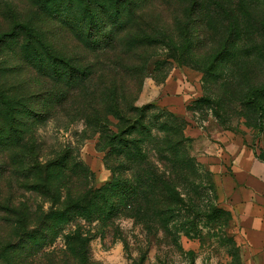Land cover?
Listing matches in <instances>:
<instances>
[{
    "label": "rangeland",
    "instance_id": "rangeland-1",
    "mask_svg": "<svg viewBox=\"0 0 264 264\" xmlns=\"http://www.w3.org/2000/svg\"><path fill=\"white\" fill-rule=\"evenodd\" d=\"M38 1L0 0V34L7 33L0 82L29 97L33 108L15 122L21 141L0 145L5 158L23 154L25 162L16 156L15 164L30 169L29 177L16 171L0 176V200L11 192L15 206L24 202L27 227L46 222L62 207L67 185L54 197L26 184L35 181L36 164L63 153L72 175L73 163L74 172L87 170L81 181L73 175L77 186L99 188L136 172L154 175L151 187L163 183L160 194L147 186L142 206L114 191L109 221L78 217L30 253L0 254V264H77L66 235L75 224L90 237V264H261L254 246L263 249L264 241L245 229L238 201L241 188L252 184L254 152H264V114L249 98V90L264 83V0H203L200 6L128 0L130 16L122 11L119 19L93 1L92 30L103 27L99 38L110 40L98 48L79 33L89 21L81 0L51 1L46 10ZM18 25L39 36L32 40L39 49L49 46L76 70L87 67V76L70 79L62 71L56 79L49 57L24 50V36H14ZM143 35L155 42L140 43ZM143 105L145 127L128 135L127 124L140 119L131 107ZM112 135L139 139L135 157L128 158ZM258 202L264 223V202ZM20 232L0 212V244L16 242Z\"/></svg>",
    "mask_w": 264,
    "mask_h": 264
},
{
    "label": "trees",
    "instance_id": "trees-1",
    "mask_svg": "<svg viewBox=\"0 0 264 264\" xmlns=\"http://www.w3.org/2000/svg\"><path fill=\"white\" fill-rule=\"evenodd\" d=\"M51 1H60V0H39V6L44 8V5L49 4ZM66 3H72L74 0H65ZM84 10L88 15V22L84 25L79 26V33L84 37V41L87 45H91L95 48L100 46H106L108 40H101L98 36L101 33L103 27H97L96 30L94 22L91 19L94 16L93 9H91L92 2H99L103 8V12H107L109 9H112L113 13L110 15L116 19L121 17V12L126 11L127 14L130 13L129 8L130 4L128 0H81ZM191 5L200 6L204 1L203 0H189ZM81 3V2H80ZM207 5V3H206ZM130 16V14H129ZM246 25L252 28V24L246 21ZM20 29L17 32L10 31L11 36L14 33V36L22 34L26 41L24 42V50L29 48L36 52L39 58L42 54H45L46 57H49L50 66L53 68V71L57 73L56 79L61 80V73L70 75V79L74 77H85L88 74V68L85 67L84 70H76L68 61L63 58L53 54L49 49V46L43 45L44 48L39 49L35 45V41H38L39 36L33 33L29 26L27 25H18ZM16 29V28H15ZM7 33L0 34V49L1 45L6 42L5 36ZM13 37V36H12ZM35 37V41L32 42ZM142 44H152L155 42L153 38L149 35L141 36L139 41ZM52 53V54H51ZM59 74V75H58ZM264 96V83L260 86H255L249 90V98L254 103L255 107L261 113V116L264 114V102L262 100ZM27 97V96H26ZM23 98L14 93V86H5L0 82V145H10L20 142L21 138L19 135H16L18 129L15 122L21 115L25 117H30L28 112L33 111V108L29 106L27 100L28 98ZM145 107L146 106H132L131 111L139 112L140 119H133L129 124H127V134L131 135L133 132H136L138 127L143 129L145 125L143 124V119L145 116ZM18 117V118H17ZM123 117V116H121ZM121 117H119L121 119ZM7 119V126L3 125L4 120ZM27 123V120L21 119V123ZM259 130L263 128V122L259 119L258 123ZM117 136L112 135L108 138L111 141L118 142L126 150H122L128 158L135 157V154L132 151L139 150V146L134 144L135 142H140L139 139L132 137L130 139L123 138L120 136L117 139ZM106 137V136H105ZM7 143V144H6ZM25 155V154H24ZM255 157L259 161L264 162V152H254ZM18 158L24 160L23 154H13L8 158L0 156V176L4 175L7 171H16L14 173L18 174V178L23 177L27 179L30 169L21 166L19 163L15 164V161ZM26 156V155H25ZM10 159L12 161L9 165ZM25 162V161H23ZM68 155L63 153L56 159L50 160L44 164H36V178L32 184H26V186L32 190L39 191L41 193H48L49 191L54 195L60 186L64 187L67 185V191L65 193L64 199L61 201L62 207L55 211L48 213V220L46 222H40L37 226L27 227L26 222L30 219V212L27 205L24 202H19L17 206L14 204V198L11 196V192L8 193L5 198L0 200V212H2V218L5 219L10 225L12 230H21L20 236L16 242H6L0 244V254L3 257H7L9 252L12 250H19L21 252H31V250L37 249L45 244L49 238L56 236V233L52 230H60L63 225L67 223H73L78 217L83 218L85 221L93 220H102L109 221V217L114 215L116 209V201L113 199L114 196L125 194L126 199L132 198L136 200L140 206H142L141 201L144 200L147 194V186L151 187L150 183L153 182L154 175L148 174L145 177L140 176L137 172L126 178H115L111 182L107 183L104 186L99 188H91L86 186H77L76 181H73V175L77 177V180L84 179L87 176V170L85 168L79 169L78 172H74V168L78 166V163H73L69 168L72 170V173L67 170ZM66 168V171L64 170ZM32 169V168H31ZM25 172L27 173L25 175ZM29 177V176H28ZM163 180V179H162ZM158 182V188H154L155 193L160 194L161 184ZM56 185V186H55ZM151 192L150 194H155ZM149 194V195H150ZM59 200L58 198H56ZM169 200V199H165ZM144 202V201H143ZM142 208V207H141ZM46 216V215H45ZM51 219V221H50ZM50 221V222H48ZM73 231L68 232L67 235V246L70 252L72 253V260H76L77 264H90L89 257V240L90 237L88 234L84 233L81 230V226L75 224ZM65 261L69 260V257L66 258V255H63ZM69 256V255H67ZM69 262V261H68Z\"/></svg>",
    "mask_w": 264,
    "mask_h": 264
},
{
    "label": "crops",
    "instance_id": "crops-1",
    "mask_svg": "<svg viewBox=\"0 0 264 264\" xmlns=\"http://www.w3.org/2000/svg\"><path fill=\"white\" fill-rule=\"evenodd\" d=\"M250 167L252 173L249 174L253 175L252 184L241 188L244 190V196L239 195L241 198L238 205L243 208L244 216H247L245 229L250 230L256 240L263 239L264 241V223L260 221L261 217L257 216L260 207L258 201L264 202V162L256 160ZM254 250H260L257 261L264 264V248L254 246Z\"/></svg>",
    "mask_w": 264,
    "mask_h": 264
}]
</instances>
